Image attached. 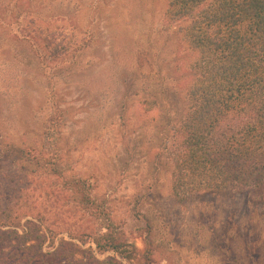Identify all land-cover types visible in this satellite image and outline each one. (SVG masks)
Instances as JSON below:
<instances>
[{"label": "rangeland", "instance_id": "374dc122", "mask_svg": "<svg viewBox=\"0 0 264 264\" xmlns=\"http://www.w3.org/2000/svg\"><path fill=\"white\" fill-rule=\"evenodd\" d=\"M166 8V0H0V178L28 186L21 224H37L30 235L43 252L64 239L77 245L66 247L69 263L62 264H70L68 250L82 264L79 250L90 246L99 264H129L116 250H96L92 237L109 219L148 255L145 263L264 264V199L230 190L182 200L173 194L159 126L166 96L183 103L196 54L165 18ZM60 40L65 48L54 56ZM56 107L68 117L61 173L19 172L10 163L14 149L46 143ZM84 194L94 202L88 208ZM41 211L42 221L34 216ZM26 227L16 228L23 234Z\"/></svg>", "mask_w": 264, "mask_h": 264}, {"label": "trees", "instance_id": "16d2710c", "mask_svg": "<svg viewBox=\"0 0 264 264\" xmlns=\"http://www.w3.org/2000/svg\"><path fill=\"white\" fill-rule=\"evenodd\" d=\"M166 3L165 18L177 23L182 43L196 54L189 67L183 103L166 96L168 112L159 126L164 130L160 147L173 163V194L182 200L205 191L230 190L251 199H264V0ZM30 23L34 26L31 32L40 31L34 20ZM22 30L18 35L24 41L30 39ZM54 47V56H58L59 48H65L61 40L55 51ZM51 116L43 133L42 142L46 143L14 149L16 157L10 163L18 165L19 172L39 169L47 174L61 173L57 170L63 165L61 127L68 117L58 107ZM47 145L49 151L44 155L42 148ZM6 178H0V264H62V259L69 263L64 251L77 246L73 242L64 239L53 252H43L41 243L30 235V226H37L30 220L20 234L16 227L26 225L21 220L29 215L25 211L30 207L28 186L15 188V179L10 175ZM82 197L84 207L94 203L88 194ZM34 216L44 219L42 211ZM105 228L92 237L96 250H116L127 257L129 264H150L145 263L148 255L128 243L110 219ZM48 230L56 232L51 226ZM68 232L74 236L72 229ZM86 235L82 231L79 236ZM68 251L72 253L70 264H78L73 256L76 250ZM79 251L80 263L99 264L91 246Z\"/></svg>", "mask_w": 264, "mask_h": 264}]
</instances>
